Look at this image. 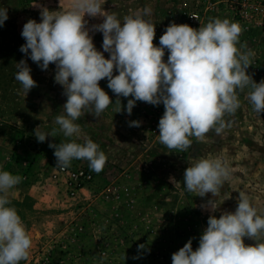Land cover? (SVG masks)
I'll return each instance as SVG.
<instances>
[{"label": "rangeland", "instance_id": "rangeland-1", "mask_svg": "<svg viewBox=\"0 0 264 264\" xmlns=\"http://www.w3.org/2000/svg\"><path fill=\"white\" fill-rule=\"evenodd\" d=\"M100 4L121 22L126 15L150 8L151 15L144 19L155 25L156 46L172 22L193 28L210 18L238 22L244 31L237 47L246 44L254 52L247 73L257 83L264 80V1L243 6V14L241 8H221L202 14L197 22L191 21L190 12L204 10L202 0H100ZM70 5L71 0H0V7L8 9V19L0 26V170L23 177L10 191L8 206L15 207L32 237L29 256L20 264H172V254L189 239L193 250L199 246L210 215L219 218L222 212L235 211L240 191L264 216V112L253 110L250 88L238 91L240 107L235 114L225 115L228 126L219 136L210 131L199 141L191 137L189 150L180 152L159 142L163 104L137 101L128 115L127 99L132 97H120L122 111L116 113L117 97L107 79L101 80L100 87L113 103L99 118L86 113L75 122L81 127L80 137L96 142L107 161L99 174L92 171L90 184L70 196L65 181L53 177L56 157L49 147L65 138L61 133L41 143L34 135L38 126L45 132L59 127L55 117L63 112L67 97L55 82V64L42 70L20 51L26 43L23 25L29 19L41 22V7L65 12ZM84 19L96 49L103 52V34L91 30L103 18L85 15ZM104 56L110 58L107 52ZM167 57L165 49V62ZM22 59L37 84L27 95L15 80L16 63ZM131 121L141 124L130 127ZM198 158H219L230 171L214 197L185 190L184 171ZM76 162L89 168L86 160ZM170 177L177 183L170 182ZM211 199L218 206L215 212L201 207ZM244 243L256 242L245 237ZM140 244L145 248L138 250Z\"/></svg>", "mask_w": 264, "mask_h": 264}, {"label": "clouds", "instance_id": "clouds-1", "mask_svg": "<svg viewBox=\"0 0 264 264\" xmlns=\"http://www.w3.org/2000/svg\"><path fill=\"white\" fill-rule=\"evenodd\" d=\"M85 15L103 18L91 29L103 34V52L93 43ZM150 15L151 9L145 7L124 16L121 22L102 8L100 0H71L68 11L41 7V22L29 19L23 25L21 35L26 43L20 51L42 70L55 64V82L67 97L63 112L55 117L59 127L49 132L41 131L40 126L34 130L41 143L61 133L65 138L59 144L49 143L56 168L67 169L73 160H86L91 171H103L107 156L91 138L80 137L81 127L75 121L86 113L99 118L113 103L99 85L105 78L117 97L116 113L122 111L120 97H132L127 99L128 115L137 101L163 104L158 136L170 151L185 152L193 143L191 137L199 141L210 131L219 136L228 126L225 115L235 114L240 107L238 91L245 88L251 89L248 100L253 110L264 112V80L257 83L247 73L254 52L246 44L237 47L244 31L238 22L210 18L199 28L172 22L156 46L155 25L144 19ZM7 19L8 9L0 7V26ZM104 52L110 58H105ZM16 69L15 80L27 95L37 86L31 69L23 59L16 63ZM140 124L131 121L129 126ZM74 136L77 139H70ZM229 176L221 159L198 158L185 169L183 182L189 193L200 197L211 193L214 197ZM169 179L177 183L173 177ZM22 180L20 175L0 170V264H20L27 260L32 246L26 225L15 207L8 206L10 191ZM237 200L234 212H222L219 218L210 215L199 246L193 250L189 239L172 254V264H264V216L258 214L245 192L240 191ZM201 207L211 212L218 209L214 199ZM245 237L256 243L245 245ZM144 248L143 244L138 246V250Z\"/></svg>", "mask_w": 264, "mask_h": 264}, {"label": "built area", "instance_id": "built-area-1", "mask_svg": "<svg viewBox=\"0 0 264 264\" xmlns=\"http://www.w3.org/2000/svg\"><path fill=\"white\" fill-rule=\"evenodd\" d=\"M261 1L264 0H202L205 4V9L190 12V19L192 22H197L203 19L202 14H209L221 8H241L240 11L243 14L245 10L243 6ZM53 177L57 180L63 179L67 185V191L70 196H76L83 188L93 181L94 174L89 168L78 165L76 160H73L71 166L67 169L56 168Z\"/></svg>", "mask_w": 264, "mask_h": 264}, {"label": "trees", "instance_id": "trees-1", "mask_svg": "<svg viewBox=\"0 0 264 264\" xmlns=\"http://www.w3.org/2000/svg\"><path fill=\"white\" fill-rule=\"evenodd\" d=\"M14 205H18V204H14Z\"/></svg>", "mask_w": 264, "mask_h": 264}]
</instances>
